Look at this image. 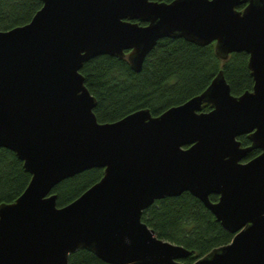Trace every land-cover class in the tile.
Segmentation results:
<instances>
[{"label":"water","instance_id":"95a60500","mask_svg":"<svg viewBox=\"0 0 264 264\" xmlns=\"http://www.w3.org/2000/svg\"><path fill=\"white\" fill-rule=\"evenodd\" d=\"M42 1L28 23L0 29V147L30 173L0 204V264H68L83 247L105 264H184L190 250L141 214L186 190L234 234L191 264H264V0ZM167 36L213 42L222 60L244 50L252 89L232 94L220 69L158 115L97 120L84 62L107 53L138 71ZM91 167H103L101 179L58 206L53 187Z\"/></svg>","mask_w":264,"mask_h":264},{"label":"trees","instance_id":"16d2710c","mask_svg":"<svg viewBox=\"0 0 264 264\" xmlns=\"http://www.w3.org/2000/svg\"><path fill=\"white\" fill-rule=\"evenodd\" d=\"M171 1V0H158ZM42 0H0V29L6 30L29 22L39 10ZM243 4H240L242 7ZM144 24L143 22H139ZM142 63V69L135 71L127 58L107 53L95 55L81 67L84 81L97 101L93 111L101 122L114 121L130 112L149 109L154 115L167 110L171 105L187 101L206 89L212 78L221 69L232 94L240 95L251 90L254 83L248 69V53L233 51L222 60L214 51L215 44H195L182 36L158 38ZM208 111L212 106L202 105ZM242 146L250 143L247 134L238 135ZM260 148L247 152L246 158H254ZM22 160L7 147H0V204L14 199L29 182L30 173L23 168ZM103 167H91L60 180L53 188L58 206L75 200L82 191L101 179ZM211 201L217 194L209 195ZM142 221L164 240L180 243L189 256L181 259L191 264L205 256L212 248L227 244L233 232H228L217 221L213 212L189 191L175 196L155 199L142 211ZM68 264H105L86 247L73 251Z\"/></svg>","mask_w":264,"mask_h":264}]
</instances>
